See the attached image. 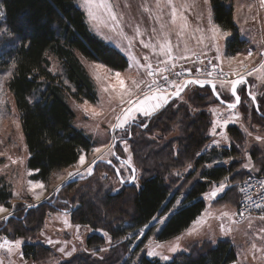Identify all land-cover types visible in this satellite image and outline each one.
<instances>
[{
    "label": "trees",
    "instance_id": "16d2710c",
    "mask_svg": "<svg viewBox=\"0 0 264 264\" xmlns=\"http://www.w3.org/2000/svg\"><path fill=\"white\" fill-rule=\"evenodd\" d=\"M232 1L210 0L213 21L229 34L225 38L227 54L251 46L233 19ZM0 16L4 27L0 71L11 72L4 84L18 113L28 152L29 178L49 181L55 171L73 165L81 152H89L93 145L90 134L73 125L75 113L69 100L97 98L96 83L83 60L99 61L113 69L125 68L128 61L120 50L91 31L74 0H0ZM49 56L56 59L59 70L51 68ZM237 92L241 95L238 106L242 112L247 114L244 109H248L264 131V115L256 112L245 87L239 86ZM211 94L208 85H193L184 99L175 98L157 111L145 128H132L129 148L138 184H126L113 192L92 184L90 178L68 182L55 197L48 198L50 202L20 210L5 223L2 219L0 233L26 240L23 253L32 261L46 260L53 255V249L33 242L34 234L43 226L47 211H65L71 222L101 229L113 244L101 257L78 249L59 264H118L125 261L123 256L128 251L129 239L122 237L148 224L155 215L165 213L182 194L179 205L157 229L156 239L180 234L204 208L201 194L209 183L226 176L229 181L234 180L230 174L235 164L231 160L239 157L236 143L210 154L203 151L213 124L209 107L216 99ZM255 96L259 111L264 113V86ZM250 122L255 125L254 119ZM226 129L231 138L239 141L236 124H229ZM215 155L232 159L228 163L217 162L213 160ZM206 162L209 163L205 166ZM187 165L193 168L181 177L179 171ZM199 167L198 176L183 191ZM11 197L10 188L0 180V203L10 205ZM155 225L152 223L146 234ZM105 241L104 235L96 231L84 240L87 248L96 250ZM235 258V247L229 239L203 238L190 242L186 250L164 261L142 253L137 264H228Z\"/></svg>",
    "mask_w": 264,
    "mask_h": 264
},
{
    "label": "rangeland",
    "instance_id": "374dc122",
    "mask_svg": "<svg viewBox=\"0 0 264 264\" xmlns=\"http://www.w3.org/2000/svg\"><path fill=\"white\" fill-rule=\"evenodd\" d=\"M163 1L164 0H161L160 7L158 8L156 6V0H112L113 5L115 6L114 10L121 17L119 26L113 30V22L110 21L107 16H104L99 20H93L89 17L87 9L83 6V0H74L76 6L84 13L85 20L91 31L100 37L105 43L120 50L128 61L126 67L123 69H113L104 64V68L96 69L95 65L102 64L101 62L83 60L86 69L89 71L96 83L97 98L94 101L69 100L75 113L73 125L90 134L93 141V145L89 152H81V154L86 155L87 163L84 166H79L77 164V159L73 165L55 171L49 181L43 182L41 180H33L29 178L30 170L26 167L28 152L20 129L18 113L15 109L12 96L4 84V81L10 71H0V84H2V88H0V180L10 188L13 195V197L9 200L10 205H3L8 209V212L0 213V221L2 219L4 220L5 216L9 215V213L10 215L15 216L16 213L20 212V210H27L26 208L31 203L40 200H48V198L53 195L56 187L68 178L69 172H72L77 176L86 175L87 168L90 166L92 160L99 155H103L105 158H110L117 165L122 178L130 175L131 171L128 167L126 168L125 165L117 163V161L111 156V152L107 149H104L102 153L98 154L93 153L92 151L94 148L101 147L105 144L112 145L113 138L115 137L126 136V131L121 132V129H112L110 125L116 123V116L120 114L121 108L123 107L126 109L128 105H120L118 103V100L115 99V93H113L112 88L109 87L108 92L104 91L105 87L116 83L114 75L116 72L121 73V77L125 79V87L129 88L132 87V80H136L137 82L140 80L150 82L152 79H156L159 81L163 80L162 75L169 77L177 73L179 70L194 71L199 64V62L196 61L198 57L201 58L211 56L216 66H218L220 75L224 77H231L230 79L215 78L211 80L216 84V89L223 99L234 101V97L230 93V85L225 84V86L221 88L219 80H232V77L237 74L244 73V75L250 79V91L255 95L260 87L264 86V71H252L253 69L258 68L261 63L259 50L261 49V52H264V42L262 43L258 38L249 39L245 37L250 40V42L252 41L251 46L255 48V51L250 50L253 53V56L250 58L247 57V52L245 51L246 49L233 54H227L225 52V39L223 36L218 37L215 41L211 39L212 33L209 31L211 27L209 22L206 23L207 43L205 44L204 49H201L200 44L191 45V47L196 51L194 52L195 54L181 53L180 55H176L172 53L175 58L174 60H168L166 55H162L157 40L162 41L164 33L169 31L168 37L173 46L177 45L179 47L183 46V36L187 33L192 34V24L190 20H187L188 27L183 30L182 34L179 36L176 34L180 31V28L178 25H173L171 23V9L166 4L163 5ZM144 5L148 8V11L144 10ZM179 6V12L185 15V9ZM260 8V4L255 7L253 0H247L244 4H239L236 5V7H233V19L238 23H248L247 25L256 27L254 22L258 20L259 14H264V11L259 10ZM257 10L259 11V14ZM1 17L2 16H0V18ZM260 17L264 19L263 16ZM260 21L261 19L259 18V22ZM212 23L217 25L213 21ZM161 25H164L163 29L161 28ZM3 29L4 27L0 24V38L4 32ZM136 29H139L141 37L145 38L148 35L152 41L145 40L143 38L141 39L140 36H137ZM153 29H155V31H153ZM221 31L227 32V30L224 31V29H221ZM252 32L253 36H255V31L252 30ZM242 36L244 35L242 34ZM141 41L144 43L155 44L156 47L154 50L152 48H145ZM174 41H176V44ZM217 48L219 51H217ZM145 56L148 57V60L144 59ZM182 56L186 58H180ZM217 56H219L220 59H216ZM230 57H235V59L229 60L228 58ZM49 58L51 61V68L59 70V64L56 59L53 56H49ZM165 60L168 61L167 64L161 62ZM137 61H139V65L136 63ZM173 63L175 64L174 68L171 66ZM146 64H151L154 70L166 67L168 70L162 74L159 71H156L153 77H148L146 75L147 69L140 67V65ZM109 69L111 71H109ZM221 69H223L224 73H227L226 76L221 74ZM249 71H252V75H248ZM97 77H99V79ZM192 86L193 84H190L182 92V94L176 98L184 99L188 95ZM141 87L143 88V91H147L143 85ZM166 92L170 94L171 91L166 89ZM136 95H139L142 98L141 92H137ZM135 98L136 97L133 96L134 100ZM152 103L155 102L153 101ZM238 105L235 109H229L227 105L221 104L217 99L210 104L209 110L210 115L213 118V124L210 129V139L206 143L203 151L208 154L211 153L210 151L218 152L220 147L228 148L230 143L234 142L238 148L239 157L231 160V157L222 158L220 155L214 156V161L228 163L231 160V162L235 163L233 165L234 170L230 174L234 180L229 181L227 179L228 176L220 179L217 184H212L208 188L207 195L219 187L220 182H223L226 185L224 191L220 192L222 193L221 201H218L221 202L222 206H212L211 211H218L215 226L221 232L219 236L224 237L227 236V234H230V236L232 235L231 242L235 247L236 258L228 264H264V231H261V229H264V220H261L260 216L254 215L247 216L242 220H237L234 218L233 214L239 197V182L249 173L255 172V167L258 168L256 172H260V170L264 167V131L260 128L255 118H251L254 116L251 115L250 111L248 109H244L247 111V114L243 113L242 107H239ZM113 109H115V111H113ZM96 113H99V115ZM138 115H141V113L133 114V116ZM250 119H254V126L251 125ZM226 120L227 123H225ZM229 124L237 125L238 130L240 131L239 141H235L234 138H231L227 132L226 127ZM214 130L216 133L215 135H213ZM258 137L261 139H257ZM117 140L115 144L116 152L125 157L135 167L131 158L129 139ZM125 141H127V144L124 143ZM217 141L219 143H216ZM213 146L215 147L214 149H212ZM126 148L127 151L125 150ZM250 149H252L251 153ZM206 164L207 163H204V165ZM245 164H248L249 167H244ZM108 165L109 164L106 163L96 164L94 171L80 180L90 178L92 184L98 185L104 190H110L113 192L118 191L124 185L116 177L113 168L110 165L108 167ZM184 168V173H182V169L179 171L182 173V175L180 174L181 177L183 174L187 173L188 169L193 168V166L187 165ZM200 168L201 167L197 168L196 171L188 178L189 181L185 184L183 191L188 184L196 179ZM30 180L33 181V183H43L45 185L44 189H32V186L28 183ZM132 183H139L136 167L135 179H133L129 185ZM41 192L42 195H40V199L37 200L35 195L40 194ZM181 197L182 194H179L173 205L165 213H162L160 216L155 215L148 224L137 228L122 237V239H129V243L127 245L128 251L123 256V258L126 257L125 261L123 262L122 260L118 264H137V260L142 253L147 257H152L148 255L149 251H155L157 253L155 257H159L164 260L165 257H167V259H171L173 253H176L177 251L186 250V247L183 245L181 240L183 236L174 240L156 239V231L157 227L161 224L160 221L165 219V215L172 211L175 206L179 205L177 202H180ZM229 204L232 205L230 206ZM0 205L2 204L0 203ZM224 213H227L228 215L225 216ZM210 215L209 210L206 211L203 218L204 221H206L207 217ZM12 216H9L8 218ZM154 222H157V226L146 234L147 228ZM197 225L198 224H196V226ZM222 225L223 229L221 227ZM196 226L192 230H188L191 231L190 234L185 233V235H190L191 237L195 235ZM203 227L204 226L201 228ZM228 229H230V231L226 232L225 230ZM93 231L101 233L106 239L104 245L100 246L98 250L87 248L84 242L86 236ZM214 231H212L209 235H212ZM0 237H6V235L0 233ZM9 239H20L22 241L20 252L23 254V260H21L20 255L18 254L9 256L5 252L0 251V259L4 260V264H59L60 262L66 260V258L70 257L65 253L72 251L73 248L75 251L83 249L86 252H89L91 256L101 257V255L105 253L108 248H110V244L112 243L108 235H105L101 229H93L87 224L73 223L70 220L68 212L57 210L47 211L43 226L36 234H34L33 238V242L46 244L53 249V255L46 260L32 261V259L24 256L23 253V244L26 240L19 237ZM49 240H51L52 243H49ZM185 242H187V240ZM184 244L186 245V243ZM253 245L256 247L253 248ZM61 248L64 249V252L59 251ZM173 248H175L174 251L172 250ZM75 251L72 252V255Z\"/></svg>",
    "mask_w": 264,
    "mask_h": 264
},
{
    "label": "snow or ice",
    "instance_id": "6c2138e0",
    "mask_svg": "<svg viewBox=\"0 0 264 264\" xmlns=\"http://www.w3.org/2000/svg\"><path fill=\"white\" fill-rule=\"evenodd\" d=\"M259 2H260V5L262 7H264V0H259ZM164 3L167 6H169L171 9V11H170L171 23L173 25H178L180 28V31L176 33L179 36L182 34L183 30L188 27L187 17H185L183 15V13L179 12L178 7L174 3V0H164ZM204 3L207 5L210 3V0H204ZM160 4H161V0H156V6L158 8L160 7ZM83 6L87 9L88 15L91 19L99 20V19H102L104 16H107V18L113 22L112 23L113 30H115V28L117 26H119V22H120L121 17L114 10L115 6L113 5L112 0H83ZM189 6L190 5L185 0V2L181 3L179 7L187 8ZM144 10L148 11V8L145 7ZM208 22L211 25L209 31L212 33L211 39L213 41L217 40V38L220 36L227 37L229 35L227 32H222L218 25H215L212 23L210 10H209ZM105 26H108V25H105ZM161 28L163 29L164 25H161ZM197 30L199 31V29H197ZM153 31H155V29H153ZM136 32H137V35L141 34L139 32V29H136ZM198 42L202 43L203 37H201ZM141 43H143L145 48H152L154 50L156 47L155 44L144 43L143 41H141ZM157 43L159 44L160 51H161L162 55H166L168 60H174L175 59L173 57V54H172L173 53V44L168 37V33H164L163 40L162 41L157 40ZM185 49H187V44H185ZM217 51H219L218 48H217ZM252 56H253V53L251 51H249L247 53V57L250 58ZM259 56L261 57V63H260L258 68L253 69L252 71H256V72L264 71V52H260ZM180 58H186V57L182 56ZM144 59L148 60V57L145 56ZM216 59H220V57L217 56ZM228 59L234 60L235 57H230ZM161 62L167 64L168 61L165 60V61H161ZM136 63L139 65V61H137ZM201 63H203V61H201ZM209 63L211 64V61H209ZM171 66L174 68L175 64L173 63ZM104 67L105 66L103 64H96L95 65L96 69H102ZM140 67H144L147 69L146 75L148 77H153L155 75L156 71H159L162 74L163 72L168 70L167 67L163 68V69L154 70L151 64L140 65ZM109 71H111V70L109 69ZM195 71L199 72L200 69L196 68ZM252 71H249L248 75H252ZM215 73H216V65H212V71L207 72V76L211 77ZM221 74L225 75V76L227 75V73L223 72V69H221ZM233 74H235V73H233ZM8 75L10 76L11 72H9ZM114 75H115L116 83L110 84L108 87H105L104 91L108 92L109 87L112 88L113 93H115V99L118 100V103L120 105L127 104L128 107L126 109L123 107L121 108L120 114H118L116 116V123L110 125V127L112 129H123V128H125V126L130 122V119L133 117L134 113H141L144 116H151V115H153V113L158 108H160L162 106L161 102L167 103V98H168L169 94L166 92V88L161 86L156 79H152L150 82L145 81V80H140L139 82H137L136 80H132V87L126 88L125 87V79L121 77V73L116 72ZM176 75L179 77L181 75V73H176ZM97 78L99 79V77H97ZM162 79L166 83L167 86L175 89L171 93L172 96H179L180 93L189 84H199L201 87H203L204 84H211L213 92L217 96L218 99L220 96L219 92L216 90V84L213 83L211 80L194 79V80H187V81L181 83V82H178L177 80H170L168 76H163V75H162ZM65 83H67V81ZM243 83H245V79H244L243 75H241L240 78L236 79V80H219V84H220L221 88H223L225 86V84L230 85L231 94H232V96L235 97L234 103H228L227 104V107L229 109H235L237 107V105L240 103V97L236 94V89H237V85L243 84ZM142 85L144 86V88L147 89V91H143V88L141 87ZM0 88H2V84H0ZM137 92L142 93V98H141V96L136 95ZM249 95H251L252 101L255 102L256 96L253 95L252 93H249ZM133 96L136 97L135 100L133 99ZM153 101L155 103H152ZM85 103H87V102H85ZM93 111L95 112L94 109H93ZM113 111H115V109H113ZM96 114L99 115V113H96ZM225 123H227V120L225 121ZM146 126L147 125H145V127ZM215 134L216 133L214 130L213 135H215ZM221 135H223V134H221ZM257 139H261V138L258 137ZM124 143L127 144V141H125ZM216 143H219V142L217 141ZM113 147H114V145L105 144V145H102L101 147L94 148L92 151H93V153L98 154V153H102L104 149H107L109 152H111ZM125 150L127 151V148ZM103 159H104V156L99 155L91 163L95 164L97 162V160H103ZM13 162H15V161H13ZM86 163H87L86 155L81 154L78 158L77 164L79 166H84ZM109 163H110V161H109ZM244 167L247 168V167H249V165L245 164ZM87 171L89 173H91L92 167L89 166L87 168ZM29 175H31V173H29ZM73 175H74V173H72V172L68 173L69 178H71ZM133 179H135V176H133ZM28 183L32 186V189H35V188L44 189V187H45V185L43 183H39V182L33 183V181H31V180L28 181ZM225 188H226V185L223 182H220L219 187H217L216 189H214L212 192H210L208 194L209 198L214 199L220 192H223ZM40 195H42V192L40 194H36L35 198L37 200H39ZM177 203H179V201ZM257 207H261V206L257 205ZM7 212H8V209L5 208L3 205H0V213H7ZM9 215H10V213H9ZM224 215L227 216L228 214L224 213ZM5 219H7V217H5ZM260 219L264 220V215H262L260 217ZM221 227L223 229V225ZM225 231L226 232L230 231V229L225 230ZM261 231H264V229H261ZM105 235H107V234L105 233ZM0 241H2V242H0V251L5 252L9 256H11L13 254H18V255H20L21 260H23V254L20 252V246L22 244V241L20 239H9L7 237H0ZM48 242L52 243L51 240H49ZM255 247L256 246L253 245V248H255ZM172 250L174 251L175 248H173ZM59 251L64 252V249L61 248V249H59ZM74 251H75V249L73 248L72 251H69L65 254L67 256H71L72 252H74ZM148 255L155 256V255H157V253L155 251H149ZM165 259H167V257H165ZM0 264H4L3 259H0Z\"/></svg>",
    "mask_w": 264,
    "mask_h": 264
},
{
    "label": "crops",
    "instance_id": "0c3cea01",
    "mask_svg": "<svg viewBox=\"0 0 264 264\" xmlns=\"http://www.w3.org/2000/svg\"><path fill=\"white\" fill-rule=\"evenodd\" d=\"M246 1L247 0H233L232 1L233 2V7L234 6L236 7V5H239V4L240 5L244 4ZM184 2H185V0H174V3L176 4L177 7L181 3H184ZM186 2L190 6L187 7V8H183V9H185V12H186V14L184 16L187 17V20H190V22L192 24V34L187 33L186 35L183 36V40H182L183 46L182 47H179L177 45L173 46V54H176V55H180L181 53H186V54L194 53L196 51H195L194 48L191 47V45L200 44L201 45V49H204L205 48V44L207 43V41H206V27H207V24L206 23L208 22V18H209L208 9L211 11L210 3L206 5L204 3V0H186ZM253 4H255V7H256V5H259L260 2L257 1V0H253ZM163 5H165L164 1H163ZM259 10L264 11V7L261 6V8ZM258 14H259V11H258ZM233 15H234V13H233ZM260 16L264 17V14L263 13L261 15L259 14L258 20L256 22H254V25L257 28L247 25L248 23H238L237 21H235V22H236L241 34H243L245 37H247L249 39L250 38H258L259 41H261L263 43L264 42V19H262ZM259 18L261 19L260 22H259ZM211 19H212V14H211ZM212 21H213V19H212ZM197 29H199V31ZM252 30L255 31V36H253ZM262 30H263V32H262ZM167 33H168V36H169V31ZM137 36H140V35H137ZM201 37H203V42L202 43L198 42ZM140 38L142 39L143 37L140 36ZM225 38L226 37H224V39ZM143 39L151 40L148 35L145 38H143ZM174 43L176 44V41H174ZM185 44H187V49H185ZM250 50H254L255 51V48L253 46H250V47L246 48L245 51L248 53ZM259 51L261 52V49ZM184 169L185 168L182 169V173H184ZM190 170H192V168L188 169L187 172H189ZM257 170H258V168L255 167V172H253V173H262L264 171V168L262 170H260V172L259 171L256 172ZM182 173H180V174H182ZM185 174H183V175H185ZM227 179H228V177H227ZM218 181L219 180L210 182L209 185L207 186V189L201 194V197L205 201V206L202 209V211L200 212V214L197 215L196 218L188 225V227H186L180 234H177V235H175V236H173L172 238H169V239L174 240V239H176V238H178L180 236H183V238H181V240L183 242V245L186 247V249H187V247H188L190 242H192L194 240L203 239V238H208V239H211V240H214V241L216 239H218V238H227V239H229L231 241V236L232 235L230 236V234L229 235L227 234V236H224V237L219 236L221 232L215 226L216 215L218 214V211H216V212L211 211V207L212 206H216V205L222 206L221 202H218V201H221L222 193H219L214 199L208 198V195H207L208 188L212 184H217ZM229 205L231 206L232 204H229ZM208 210H209L211 215L209 217H207L206 221H204V219H203L204 218V214ZM172 211H170L169 213H167V215H165L166 216L165 219H162L160 221L161 224L166 220V218L168 217V215ZM157 221H158V219H157ZM161 224L157 227V229L161 226ZM196 224H198V225L196 226ZM156 226H157V222H156L155 227ZM195 226H196L195 235H193L192 237L190 235H185V233H189L190 234L191 231H188V230H192ZM202 226H204V227L201 228ZM212 231H214V233L212 235H209V234H211ZM186 240H187V242H185ZM184 243H186V245ZM180 251H184V250H180ZM177 252H179V251H177ZM152 257H155V256H152ZM161 260L164 261V260H167V259H164V260L161 259Z\"/></svg>",
    "mask_w": 264,
    "mask_h": 264
},
{
    "label": "built area",
    "instance_id": "2783aa9c",
    "mask_svg": "<svg viewBox=\"0 0 264 264\" xmlns=\"http://www.w3.org/2000/svg\"><path fill=\"white\" fill-rule=\"evenodd\" d=\"M199 62L197 71H184L179 70L177 73H181L178 77L176 73L169 76L170 80H177L182 82L186 78H201V79H230L231 77H224L220 75L218 66H216V73L209 77L207 72L212 71V65H216L211 56H205L196 59ZM203 61V63H201ZM211 61V64L209 63ZM159 84L165 87L168 91H173L175 89L166 85L163 80L158 81ZM238 202L234 209V218L237 220H242L247 216H262L264 215V173H249L246 175L238 184ZM260 205L261 207H257ZM264 246V243H263Z\"/></svg>",
    "mask_w": 264,
    "mask_h": 264
},
{
    "label": "water",
    "instance_id": "95a60500",
    "mask_svg": "<svg viewBox=\"0 0 264 264\" xmlns=\"http://www.w3.org/2000/svg\"><path fill=\"white\" fill-rule=\"evenodd\" d=\"M241 75H243V77H244V79H245V89H246V93H247V95L252 99V97H251V95H249V93H251L250 91H249V84H248V82H247V77L244 75V74H238L233 80H236V79H239L240 78V76ZM195 78H186L183 82H185V81H187V80H194ZM213 82V81H212ZM214 83V82H213ZM190 85V84H189ZM188 85V86H189ZM193 85H197V86H200L199 84H193ZM204 85H208L209 86V88H210V91H211V93H212V95L221 103V104H223V105H227L228 103H234L235 102V97H234V101H227V100H225V99H223L221 96H219V99L217 98V96L214 94V92H213V89H212V86H211V84H204ZM187 86V87H188ZM186 87V88H187ZM237 87H238V85H237ZM185 88V89H186ZM184 89V90H185ZM183 90V91H184ZM217 90V89H216ZM182 91V92H183ZM182 92L180 93V94H182ZM172 93V92H171ZM171 93L168 95V98H167V103H164L163 105H167L171 100H173L174 98H176V97H178V96H172L171 95ZM230 93H231V90H230ZM236 94L240 97V95L238 94V92H237V89H236ZM253 94V93H252ZM254 95V94H253ZM223 101V102H222ZM252 103H253V106H254V108H255V110H256V112L258 113V114H260V115H264V113H262V112H260L259 111V109H258V106H257V102L255 101V102H253L252 101ZM116 140H117V138L115 137V138H113V142H112V145H114V147L112 148V150H113V153H115V144H116ZM120 161H122L123 163H125L128 167H129V169H130V171H131V175L129 176V178L127 179V184H129V183H131L132 182V180H133V176H135V167L126 159V158H124V157H122V158H120V156H116ZM94 159H96V157L94 158ZM93 159V160H94ZM92 160V161H93ZM109 161H110V163H109ZM98 163H106V164H109V165H111L112 167H113V169H114V173H115V175H116V177L120 180V181H122V182H124L125 180L121 177V174H120V172H119V169H118V167L114 164V162L111 160V159H109V158H105L104 157V159L103 160H97V162L95 163V164H90V166L92 167V172L94 171V168H95V166H96V164H98ZM91 172V173H92ZM91 173H89L88 171H87V173H86V175H84V176H77V175H73L71 178H66L58 187H56V189H55V191H54V193H53V196L55 197L56 195H57V192H58V190L60 189V187L62 186V185H64V184H66V183H68V182H71V181H75V180H79V179H81V178H85L86 176H88V175H90ZM53 197V198H54ZM40 202H50V201H48V200H40V201H37V202H34V203H31V204H29L28 205V207L27 208H30V207H35L36 205H38ZM31 205V206H30ZM9 216H12V215H6L5 217H7V219H8V217ZM7 219H5L4 218V223L7 221Z\"/></svg>",
    "mask_w": 264,
    "mask_h": 264
},
{
    "label": "flooded vegetation",
    "instance_id": "af4514ba",
    "mask_svg": "<svg viewBox=\"0 0 264 264\" xmlns=\"http://www.w3.org/2000/svg\"><path fill=\"white\" fill-rule=\"evenodd\" d=\"M247 77V76H246ZM247 82L249 84V91H250V88H251V85H250V79L247 78ZM243 85V87H245V83L243 84H239V86ZM237 87V89H238ZM246 91V89H245ZM251 92V91H250ZM258 92V91H257ZM247 94V93H246ZM228 101V100H227ZM164 103L162 102V106L160 108H158L154 113L153 115L159 111L162 107L166 106V105H163ZM153 115L151 116H144V115H138V116H133L131 119H130V122L125 126V128L121 129V132H125L126 131V136H119L117 137V141L119 140H127L131 137V130L133 127H137V128H140V129H143L145 128V125H148L149 121L151 120V118L153 117ZM111 156L113 157V159H115L117 161V163L119 164H123L125 165V167L127 168L128 166L123 163L122 161H120L116 156H120V158H122L123 156L119 155L116 150H115V153L113 154V150H111ZM107 158V157H106ZM125 158V157H124ZM110 159V158H109ZM115 164V163H114ZM116 165V164H115ZM111 166V165H110ZM112 167V166H111ZM113 168V167H112ZM129 169V167H128ZM130 170V169H129ZM130 175H131V172H130ZM129 175V176H130ZM128 177H123V179L125 180L124 182L121 181V183H123V185H126L127 184V179L129 178Z\"/></svg>",
    "mask_w": 264,
    "mask_h": 264
}]
</instances>
